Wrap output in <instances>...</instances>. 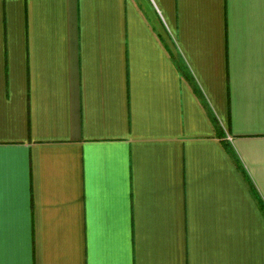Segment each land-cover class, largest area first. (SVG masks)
Returning <instances> with one entry per match:
<instances>
[{
  "label": "crops",
  "instance_id": "obj_1",
  "mask_svg": "<svg viewBox=\"0 0 264 264\" xmlns=\"http://www.w3.org/2000/svg\"><path fill=\"white\" fill-rule=\"evenodd\" d=\"M0 264H264V0H0Z\"/></svg>",
  "mask_w": 264,
  "mask_h": 264
},
{
  "label": "trees",
  "instance_id": "obj_2",
  "mask_svg": "<svg viewBox=\"0 0 264 264\" xmlns=\"http://www.w3.org/2000/svg\"><path fill=\"white\" fill-rule=\"evenodd\" d=\"M237 166H238L239 168H241L240 165H239L238 163H237Z\"/></svg>",
  "mask_w": 264,
  "mask_h": 264
}]
</instances>
